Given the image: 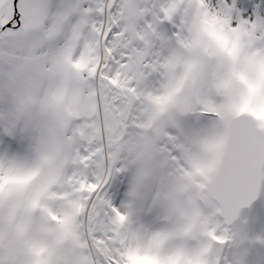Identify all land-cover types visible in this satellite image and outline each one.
I'll use <instances>...</instances> for the list:
<instances>
[{"label":"snow or ice","instance_id":"6c2138e0","mask_svg":"<svg viewBox=\"0 0 264 264\" xmlns=\"http://www.w3.org/2000/svg\"><path fill=\"white\" fill-rule=\"evenodd\" d=\"M0 264H264V0H0Z\"/></svg>","mask_w":264,"mask_h":264}]
</instances>
